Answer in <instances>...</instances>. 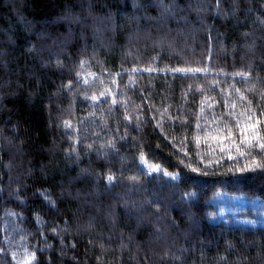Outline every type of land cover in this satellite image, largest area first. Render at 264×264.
<instances>
[{"label": "trees", "instance_id": "16d2710c", "mask_svg": "<svg viewBox=\"0 0 264 264\" xmlns=\"http://www.w3.org/2000/svg\"><path fill=\"white\" fill-rule=\"evenodd\" d=\"M261 145L264 0H0V264H264Z\"/></svg>", "mask_w": 264, "mask_h": 264}, {"label": "rangeland", "instance_id": "374dc122", "mask_svg": "<svg viewBox=\"0 0 264 264\" xmlns=\"http://www.w3.org/2000/svg\"><path fill=\"white\" fill-rule=\"evenodd\" d=\"M236 121L235 126L238 128L240 139L237 143L238 146L234 144V150H239L240 147L247 148V146L251 145L256 138L259 140V136L254 129L255 127L253 123L250 121L246 122L242 119H237ZM233 123L235 124V120ZM216 135L219 136L220 134L217 133ZM215 138L216 140L213 141L214 146L212 147V150L217 151L225 149L223 140L218 137ZM139 164L149 173H168V175H164L173 180L179 179L177 173L164 171L159 164H149L145 158H141ZM153 166H158V170L155 172L151 171ZM211 203L214 206V210L208 213V220L210 222H223L228 225L264 227V200L248 198L241 194L219 192L211 199Z\"/></svg>", "mask_w": 264, "mask_h": 264}, {"label": "snow or ice", "instance_id": "6c2138e0", "mask_svg": "<svg viewBox=\"0 0 264 264\" xmlns=\"http://www.w3.org/2000/svg\"><path fill=\"white\" fill-rule=\"evenodd\" d=\"M177 71H183V70H177ZM261 147L262 148H264V145H261ZM158 170V166H153L152 168H151V171H153V172H155V171H157ZM165 175H168V173H164ZM173 178H175V177H173ZM112 178L111 177H109V180H111Z\"/></svg>", "mask_w": 264, "mask_h": 264}]
</instances>
